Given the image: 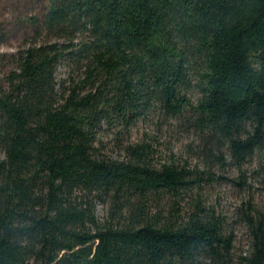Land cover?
Masks as SVG:
<instances>
[{"label":"trees","instance_id":"1","mask_svg":"<svg viewBox=\"0 0 264 264\" xmlns=\"http://www.w3.org/2000/svg\"><path fill=\"white\" fill-rule=\"evenodd\" d=\"M0 3L25 40L0 79V264H264V0ZM148 123L178 151L105 153L104 126ZM215 178L247 194L246 253Z\"/></svg>","mask_w":264,"mask_h":264},{"label":"rangeland","instance_id":"2","mask_svg":"<svg viewBox=\"0 0 264 264\" xmlns=\"http://www.w3.org/2000/svg\"><path fill=\"white\" fill-rule=\"evenodd\" d=\"M3 5L0 3V15H2ZM6 11V10H5ZM15 17L1 18L0 21L5 22V26L10 31L9 39L2 43L0 42V79H3L5 72L11 67L12 58L10 54L16 52V50L24 44V36L22 31L15 27L14 22ZM5 54V55H2ZM66 68L63 66L59 67L57 71V78L61 79L66 76ZM168 126H160L157 128L152 124H139L137 127H134L130 133H127L123 129H112L107 126L103 127L102 130V147L105 153L109 154L113 158H123L124 152L122 151V145L128 141H137L142 137V134L147 132L150 135L155 137V146L158 147L161 151L163 159H166L170 156L171 150L175 153L180 147V138L177 135L169 133ZM3 157V154L0 152V158ZM194 165H199L201 168L203 164L200 160H192ZM229 175L234 173L232 167L228 169ZM221 173L217 172L216 177ZM247 196L245 192H242L239 187L231 182L223 181L222 179H217L212 182L211 185L207 188L206 199L208 204L215 206L217 212L224 215L227 220L234 226L236 241H235V250L237 254L246 253L248 250V233L243 224L236 222V208L241 203V201ZM259 198V197H257ZM105 213V210L102 205H98L97 214L99 218H102Z\"/></svg>","mask_w":264,"mask_h":264}]
</instances>
